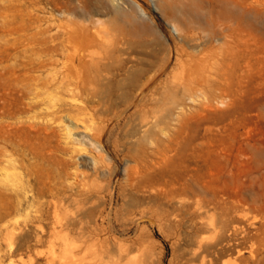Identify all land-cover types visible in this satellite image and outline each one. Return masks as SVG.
<instances>
[{
  "label": "rangeland",
  "instance_id": "1",
  "mask_svg": "<svg viewBox=\"0 0 264 264\" xmlns=\"http://www.w3.org/2000/svg\"><path fill=\"white\" fill-rule=\"evenodd\" d=\"M6 2L22 9L19 17L23 15L28 25L18 32L0 28V56L6 55L4 50L17 51L13 46L5 48L7 40L42 38L59 30L63 33L72 20L90 24L102 19L110 34L121 32L139 41L136 51L141 56H147L150 50L161 52L174 39L180 40L179 28L188 22H210L223 31L225 37H216L208 48L212 56L227 53L225 70L213 77L211 85L195 83L187 90L190 94L181 91L174 99L167 98L160 88L158 97L176 106L162 122L164 132L160 137L170 144L166 156H154L148 147L138 165V177L133 180L126 170L136 162L127 149L119 151L116 158L113 138H108L104 148L99 146L106 161L118 164L121 184L139 182L144 191L133 194L138 196L134 202L129 196L130 204L117 196L114 204L119 216L113 221L114 228L101 235L108 241L89 245L90 250L85 248L79 256L96 257L100 253L101 264H112L120 255L119 246L124 245L134 262L152 257L155 264H190L191 253L198 251L211 264H264V0H0V5ZM26 59L12 57L8 63L22 67ZM16 96L0 86V150L7 148V154L0 152V161L11 166L7 159L13 151L18 166L16 170L9 167V173L0 170V179H6L2 187L8 192L15 186L14 172L25 176L32 168L35 176L44 175L47 164L34 153L47 150V131L27 124L32 113L29 100ZM142 107L146 104L134 105L131 112L136 111L138 117V108ZM67 119L65 124L74 127ZM74 130L78 131L74 137L83 139L88 147V134L81 127ZM61 131L56 127L53 138L64 144ZM118 143V150L124 149L123 141ZM56 156L68 157L60 153ZM84 158L87 164H81V169L91 170V157ZM81 159L79 156L74 161ZM103 176L100 183L109 179ZM153 188L159 190L154 199ZM46 199L23 197L22 209L10 216L16 235L28 228L32 234L44 236L42 241L30 242L23 254L14 255L15 264H47L52 251H61V234L48 233L49 220L35 213ZM32 204L35 206L29 207ZM98 221L107 225V218ZM201 241L207 248H199ZM9 261L8 255L0 258V264Z\"/></svg>",
  "mask_w": 264,
  "mask_h": 264
},
{
  "label": "bare ground",
  "instance_id": "2",
  "mask_svg": "<svg viewBox=\"0 0 264 264\" xmlns=\"http://www.w3.org/2000/svg\"><path fill=\"white\" fill-rule=\"evenodd\" d=\"M21 11L11 2L0 5V28L10 32L26 29L25 17H19ZM18 21L17 25H12ZM103 25L102 19H95L90 24L72 20L63 33L59 30L42 38L31 36L7 40L5 48L13 46L17 51L4 50L6 55L0 56V68L6 70L5 74L0 72V86L11 95H19L21 100H29L28 108L32 113L27 124L47 131V150L34 152L36 157L41 156L47 162L44 175L35 176L32 168L25 176L14 172L12 192L2 187L6 179H0V258L10 256L8 264H15L14 255L28 249L30 242L42 241L44 237L43 234H32L28 228L16 235L11 227L10 216L22 209L23 197L31 196L33 201L47 198L36 207L35 213L49 220L48 233L61 234V251H52L47 264L103 263L100 253L96 257L94 254L79 255L89 245H104L108 241V237L101 235L114 228L113 221L119 216L114 204L116 197L122 196L130 204L127 198L130 196L134 202L138 196L133 194L144 190L139 182L127 184L130 187L121 184L117 177L118 164L106 161V154L99 146H106L108 138H113L117 146L115 155L127 149L136 164L132 161V166L126 171L130 179L136 180L140 172L138 165L143 162L142 155L148 147L154 156H166L170 147L160 135L164 132L162 122L174 113L176 106L168 105L162 95L161 99L158 97L160 88L167 98L174 99L180 95L179 92L190 90L195 83L209 84L214 76L225 70L227 53L212 56L208 52L216 37H225L213 23L188 22L179 28L182 33L180 40L174 39L161 52L150 50L147 56L137 53L139 41L125 37L121 32L110 34ZM19 56L27 58L22 67L8 63L12 57ZM189 97L193 100L192 94ZM15 98L18 100L17 96ZM137 100L142 103H136ZM156 103L160 106L154 108ZM139 104H146V107L138 108L140 115L136 117V111L131 112V108ZM65 117L71 119L75 126L66 125ZM56 127H61L64 144L54 142ZM78 127L88 134V147L84 146L83 139L74 137V128ZM119 140L123 141L124 149L118 150ZM0 152L7 154V148ZM12 152L7 159L11 166L0 161L2 174L9 167L15 170L18 167ZM58 153L68 157L59 158L56 156ZM86 155L92 159L91 170L81 169V164H87ZM79 156L82 159L74 161ZM70 166L73 168L71 172ZM104 174L109 179L100 183L98 180ZM153 192L152 199L159 196L158 189L153 188ZM33 206L35 204L29 207ZM98 218H107V225L100 223ZM203 243H199V248H207L208 245ZM53 245L57 247L55 241ZM119 247L121 252L113 260L114 264H155L152 257L141 261L137 258L134 262L131 251L124 245ZM188 262L211 264L198 251L191 253Z\"/></svg>",
  "mask_w": 264,
  "mask_h": 264
}]
</instances>
